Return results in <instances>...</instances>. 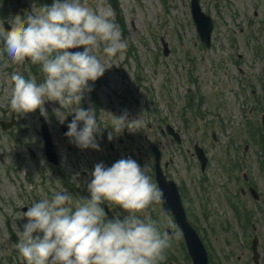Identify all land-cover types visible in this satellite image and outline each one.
I'll return each instance as SVG.
<instances>
[{
	"label": "rangeland",
	"instance_id": "1",
	"mask_svg": "<svg viewBox=\"0 0 264 264\" xmlns=\"http://www.w3.org/2000/svg\"><path fill=\"white\" fill-rule=\"evenodd\" d=\"M189 1L118 0L119 14H114V19L129 47L125 54H117L116 57L94 51L93 54L97 55L107 69L95 82H89L92 90L85 92L80 107L94 109L101 127L107 126L111 121L109 113L116 114L112 111L114 107L121 111L127 110L130 119L140 117L141 124L137 131L130 132L126 129L123 132L132 136V148L138 152L144 142L143 137L148 136L161 148L162 163L168 162L166 168L169 176L175 181L190 182L189 193L194 203L201 202L199 194H203L209 187L215 188L214 196L219 202L223 199L221 193H224L225 186H233V180L229 176L235 173L236 167L231 164L236 159L242 160L244 157L249 160L248 169L239 168L238 174L244 170L253 174L257 182L264 180V170L257 161L260 158L256 156L257 151L262 148L254 141L257 133L264 136L260 123V117L264 114V62L259 59L253 68L251 65L243 67L241 64L242 73L235 66L216 67L219 61L217 59L224 57L225 53L239 59L237 53L244 54L242 47L250 51L256 49L258 56L264 55V42H260L264 41V0H229L230 3L221 16L231 20L226 21L227 25H222L214 17L212 42L219 44V47L214 45L211 49L199 41ZM82 2L97 12L112 11L106 0ZM51 3L52 0H38L37 4L32 0H20L18 3L14 0H0V7L6 9V14L0 21L6 19L11 23L15 18H22L31 12L40 13L44 6H50ZM205 8L208 7L204 6L203 9ZM205 10L209 12L208 9ZM254 10L258 13L254 17L257 37L247 32L246 24L247 18L253 19ZM161 39L168 44L167 55L162 52ZM233 45L238 52L233 51ZM251 70L253 71L249 76L248 72ZM17 71L26 78L37 76L38 82L42 79L39 67L30 63L11 65L0 70V119H8L11 115L10 76ZM250 80L252 81L247 83ZM253 87L257 90L259 101L252 97ZM188 88L191 90L188 91ZM94 97L97 108L93 104ZM42 107L40 113L49 125L52 140L63 158V169L72 177V183L83 184L84 190H87L94 166L102 162L110 167L116 160L103 139L111 129L101 128L98 132L96 139L100 145L99 150H82L70 142L61 126L64 125L67 129L74 113H69L67 108L60 109L55 101H45ZM58 109L63 112H57ZM246 115L253 119L247 117L244 121ZM165 123H170L180 132V143L162 131ZM130 126L135 127L136 123L133 122ZM212 130L216 131V141L211 138ZM121 136L122 134L114 137L112 141ZM196 141L204 148L209 159L208 168L203 175L199 172V164L193 154V144ZM42 147L36 110L21 116L15 127L3 130L0 126V264H24L16 243L19 240L17 227L22 229L26 218L22 212L13 208L26 204V200L37 193L35 189L39 186V181L54 179L51 170L43 162ZM28 148L34 151L35 159L41 165V174L45 176L43 180L32 169L33 159ZM102 155L104 156L100 157ZM140 159L145 164L140 161L139 164L146 168L148 174L151 168L153 181V159L151 158L150 164L148 149ZM19 164L23 167L18 170L15 168L12 178L21 183L18 197L14 185L7 179V166ZM25 171L31 176V181L25 178ZM203 179H206V183L202 182L198 191V181ZM28 182L32 183V187ZM83 195L84 192L81 191L80 195L74 196L72 205L76 204L74 201L79 197L85 198ZM6 197H10L9 202ZM154 206L155 203L151 205L152 210L155 209ZM2 210L10 214L11 232L5 226ZM144 212L146 211L141 213ZM20 217L24 220H19Z\"/></svg>",
	"mask_w": 264,
	"mask_h": 264
},
{
	"label": "clouds",
	"instance_id": "2",
	"mask_svg": "<svg viewBox=\"0 0 264 264\" xmlns=\"http://www.w3.org/2000/svg\"><path fill=\"white\" fill-rule=\"evenodd\" d=\"M10 24V33L0 30V70L30 63L39 67L42 77L38 82L37 76L11 74L12 112L23 116L42 111L45 101L57 102L60 109L74 113L65 135L82 150H99L96 137L101 128L111 129L109 140L126 129L137 131L140 117L130 119L127 110L109 113L111 121L101 127L94 109L80 107L85 92L92 90L89 82L107 69L94 51L116 57L129 47L111 10L97 12L82 0H52L40 13L17 17ZM79 48L83 50L69 51ZM60 109L57 112H63ZM133 122L135 127L130 126ZM91 177L89 197L75 206L65 189L23 212L26 222L22 229L17 227L16 248L24 264H161L171 237L150 217L137 215L164 200L146 168L130 157L121 158L110 167L97 163ZM105 203L126 215L109 219Z\"/></svg>",
	"mask_w": 264,
	"mask_h": 264
},
{
	"label": "flooded vegetation",
	"instance_id": "3",
	"mask_svg": "<svg viewBox=\"0 0 264 264\" xmlns=\"http://www.w3.org/2000/svg\"><path fill=\"white\" fill-rule=\"evenodd\" d=\"M199 3L202 7H208L205 9H208L209 14L212 16L214 27L215 18H217L218 22L222 25H227L226 21L231 20V18L228 19L227 17L221 16V13L227 8V4L230 3L229 0H199ZM245 4L246 6L248 5V3ZM245 10L247 11V7ZM252 13L253 19L247 18L246 20L248 26L247 32L257 37V33L255 32L256 20L254 17H257L258 13L256 10ZM260 42L263 43L264 41L261 40ZM214 45L215 44L212 42L209 48L211 49ZM250 45L251 44H249V46ZM215 46L219 47V44H216ZM242 50L244 54L237 53L239 59L233 56L229 57L225 53L224 57L217 59L219 61L217 62L216 67L220 66L229 68L232 66L234 68L235 66V68H238L239 72L242 73V65L243 67L251 65V68H253L259 59H262L264 62V55L261 54V56H258L256 54V49L250 51L247 48L242 47ZM233 51L238 52L239 50L233 45ZM225 70L223 72L226 75ZM252 71L253 70L248 72L249 76L252 74ZM251 81L252 80L247 83ZM251 90L253 93L252 97H256L257 101H259V95H255L257 94V90L255 88H252ZM255 106L257 107V105ZM250 108L253 109V107ZM36 113L38 120L41 121L42 119H39L37 111ZM262 117H264V114H262ZM260 123L264 130L262 119L260 120ZM39 128L40 130L42 129L41 124H39ZM65 131H67L66 128ZM251 137L252 136H250V138ZM254 138L256 145L261 146L262 148L257 151L258 154H256V156L257 158H260L257 161L264 170V143H262L264 141V136L257 133ZM131 139L132 136L125 132L122 133V136L118 140H110L113 146V151L111 153L116 159L115 162L121 158L130 157L134 160L138 159V163L140 161L144 165L145 162L140 159V157L144 152L146 153V149H148L151 164V158L153 159V153L150 146L151 140L146 139V136H144V142L140 145L141 149L136 152L130 143ZM230 151L231 150H229V152ZM28 152L33 159V171L41 177V180H43L45 176L41 174V165L39 161L35 159L34 151H32L31 148H28ZM56 152L58 158H56L54 162H57L58 159V163L52 164L48 162L44 156L43 147L41 151L43 159L45 160H43V162L51 170L54 179L39 181L38 187L41 188L37 187V189H35L37 193L30 197V199L26 200L27 203L24 204L23 207L21 205L13 209L20 211L23 214V212L27 211V208L34 202L44 198L50 199L55 193L63 192L65 189L71 193L72 198L76 195H80L81 191L84 192L83 196H85V198L89 197L90 194L87 190H84L83 184L78 185L72 183V177L66 169H63L64 161L58 149H56ZM103 156L104 155L100 157ZM18 160L20 161V159ZM231 165L236 167L235 173L229 176V178L233 180V186H229L228 184L225 186L224 193H221L223 199L219 202L216 200V196H214L215 188L213 187H209L207 191L203 192V194H199L200 203L198 201L194 203L189 193V190L191 191V188L188 187L190 186L189 181H176V186L164 182L162 186H159L158 181L155 180V177L153 178L152 182L155 183L158 188L163 190L164 200L155 203L156 206H154V210L151 209L150 205L145 209L146 212L137 213V215L142 219L146 216L150 217L157 222V225L162 232H166L171 237V247L166 250V259L162 261L161 264H264V180L262 182H257L256 177L253 174L245 172L244 170H242L241 174H238L237 171L239 168L244 167L248 169L249 160L247 158L244 159L243 157L242 160L236 159ZM20 167H23V165L19 164L18 166L14 165L12 167L7 166V179L14 185V191L18 197L21 183L20 181H13L12 178L14 177L16 169L18 170ZM206 169L207 166L204 172ZM163 173L167 179L172 178L169 176V171L167 170L166 165L165 168H163ZM200 174L203 175L201 172ZM153 175L155 176L154 167ZM24 176L31 181V176L28 172L25 171ZM149 176L152 179L151 168ZM202 182L206 183V179L198 181V191L200 190ZM28 183L30 184V187H32V183ZM9 200L10 197H6V201L9 202ZM78 200H75L74 203H77ZM179 204L182 206L189 224L192 226L199 239L195 236L189 235L187 227L182 222L184 215L179 213ZM102 207L109 219L116 215L117 212L120 213L121 216L126 215V213L118 206L116 208H111L105 203ZM2 212L5 217L6 226V222L8 220L10 221V214L6 210H2ZM19 220L23 221L24 219L23 217H20Z\"/></svg>",
	"mask_w": 264,
	"mask_h": 264
},
{
	"label": "water",
	"instance_id": "4",
	"mask_svg": "<svg viewBox=\"0 0 264 264\" xmlns=\"http://www.w3.org/2000/svg\"><path fill=\"white\" fill-rule=\"evenodd\" d=\"M108 1L110 2V4L113 7L114 11L117 12V2H116V0H108ZM191 6H192V14L196 18L197 17V14L199 13V10H200L199 9V6L197 4V0H192L191 1ZM4 28H5V30H6L7 33H10L11 30H12V27L9 24H7L6 22L4 23ZM209 28H210V25L209 24L208 25L205 24V29L204 28L200 29L201 34H202V39L204 41H206V42L209 39V34H210V29ZM164 46L166 47V44H164ZM69 50L72 51V52H74V51H82L83 49L82 48H79V49H69ZM13 123H14V116H12L11 122L7 123V125L4 124L3 122H0V124L2 125L3 128H6L7 126H11ZM167 128H168L169 131H173L172 127H170L168 125H167ZM174 134H176V133H174ZM43 137H44V141H45V152H46V154L48 156H50L52 154V156H53L54 154H53V150H52V145H51V142H50V139H49V136H48L46 130H44V132H43ZM153 149H154V153H155L154 155H155V159H156V165L158 166L160 152H159L158 149H156L155 146H153ZM197 151H198V153H199L200 156L203 155L201 149L199 151V148H198ZM158 178L161 181L164 180V178L160 175V172L159 171H158Z\"/></svg>",
	"mask_w": 264,
	"mask_h": 264
},
{
	"label": "trees",
	"instance_id": "5",
	"mask_svg": "<svg viewBox=\"0 0 264 264\" xmlns=\"http://www.w3.org/2000/svg\"><path fill=\"white\" fill-rule=\"evenodd\" d=\"M6 9L5 8H0V17H3L6 13Z\"/></svg>",
	"mask_w": 264,
	"mask_h": 264
}]
</instances>
